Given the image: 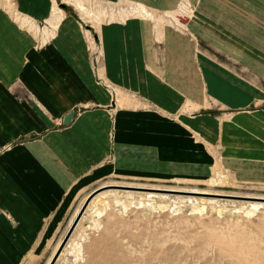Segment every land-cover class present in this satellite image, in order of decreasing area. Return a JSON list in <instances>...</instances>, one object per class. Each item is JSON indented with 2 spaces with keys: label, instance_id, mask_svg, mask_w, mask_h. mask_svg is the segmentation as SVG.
<instances>
[{
  "label": "rangeland",
  "instance_id": "rangeland-1",
  "mask_svg": "<svg viewBox=\"0 0 264 264\" xmlns=\"http://www.w3.org/2000/svg\"><path fill=\"white\" fill-rule=\"evenodd\" d=\"M15 1L0 0V10L11 9ZM140 1L152 16L129 14L123 19L120 9ZM140 1L86 4L90 14L95 11L92 15L71 3L68 10L57 5L67 10V18L83 16L77 24L88 34L95 74L117 105L159 108L181 120L198 115L201 122L189 132L192 143L205 149V158L195 175L152 163L148 173L120 172L101 184L140 183L221 195L158 190L151 193L156 200L179 204L180 209L132 206L121 211L111 206L96 229L85 227L89 214L74 233L77 239L85 234L81 258L71 260L65 251L67 256L55 264H264V206L248 214L249 203L241 202L257 199L228 196H264V0ZM41 25L36 34L45 39L48 27ZM177 44H183L182 52L180 46L175 51ZM154 46L165 49L169 70L183 71L177 83H167L166 73L155 71L149 52ZM112 55L120 68L135 64L138 73L143 65L162 84L151 85V90L139 89L147 82L136 87L108 82ZM192 77L198 78L196 83ZM204 205L202 211L192 210Z\"/></svg>",
  "mask_w": 264,
  "mask_h": 264
},
{
  "label": "crops",
  "instance_id": "crops-1",
  "mask_svg": "<svg viewBox=\"0 0 264 264\" xmlns=\"http://www.w3.org/2000/svg\"><path fill=\"white\" fill-rule=\"evenodd\" d=\"M61 2L70 4L16 0L11 9L0 10V264H48L77 208L107 178L148 173L152 163L195 175L205 158L189 132L201 122L198 115L181 120L159 108L117 105L95 74L88 34L77 24L83 16L67 18ZM15 11L40 27L46 22L50 35L43 39L21 26ZM178 46L182 52L183 44L175 51ZM149 52L155 71L177 83L183 71L169 70L165 49L154 46ZM115 63L112 55L108 82L135 87L147 82L139 89L151 90L162 84L143 65L138 74L135 64ZM71 111L75 115L65 124Z\"/></svg>",
  "mask_w": 264,
  "mask_h": 264
},
{
  "label": "bare ground",
  "instance_id": "bare-ground-1",
  "mask_svg": "<svg viewBox=\"0 0 264 264\" xmlns=\"http://www.w3.org/2000/svg\"><path fill=\"white\" fill-rule=\"evenodd\" d=\"M66 1L71 3V4H74L75 7L83 13L90 14L89 12H91V11H89V9H88L89 7H87L84 0H66ZM129 7H130L129 9H128V7L126 9L124 7H122L120 9L121 10L120 12H124V14H125L123 19L129 14L140 15L142 17H151L152 16L151 13L147 10V7H145V5L141 2L133 3ZM90 10H91V8H90ZM93 11L94 10H92V14H93ZM15 13L17 15L16 18L22 24L21 26L26 25L29 29L33 30L34 33H39L40 26H38L35 22H32L28 17L19 15V13L17 11H15ZM62 13H63V11H62ZM101 13H102V11H101ZM92 14H90V15H92ZM122 15H123V13H122ZM93 16H92V18L95 19ZM99 18L100 17H98V19ZM57 24H58L57 19L55 21L50 22V26L52 28L53 27L55 28L57 26ZM45 31H46V33L44 34L45 35L44 38H46L49 35L50 30L46 29ZM102 185H107V186H104V187H106V189L101 191L96 197H94L92 199V201L88 205L86 212L83 214V216L81 218L83 220L85 217H87L90 214V218H88L85 222V227H90V228H95V229L99 228V226L101 225L100 224V218L105 214L106 210L111 206H114V207L119 206L121 211H125L132 206L145 207V208L150 206V209L170 207L176 211L180 209V207L178 206L179 204L176 205V203L172 204L171 202L170 203H162L164 201V199H161V201L156 200L155 195L151 194V193L157 192L158 190H162V191L165 190V191L178 192V193L184 192V193H197V194H207V195H221L219 192L206 191L204 189L203 190H201V189L195 190L193 188L186 189V188H176V187L146 186V185H143L140 183L139 184H137V183H135V184H130V183L126 184L125 183V184H123V183H111L110 182V183H104ZM117 185H120V186H117ZM127 188H129V189H127ZM136 189L137 190L141 189V192L137 191ZM195 191H197V192H195ZM223 196H225V195H223ZM228 196L234 197V198L257 199V200H248L247 199V201L241 202V203H249L250 207L248 206L249 207V209L247 211L248 214L255 213L257 211V209H259V208H257L258 206H260V205L264 206V204H262L263 200H264V196H256V195H249L248 196V195H241V194H233V195H228ZM183 198H185V197H183ZM82 204L77 208L75 215H74V219L77 216L80 208L82 207ZM204 208H205V205L201 206V207L193 206L192 210L202 211V210H204ZM74 219H73V221H74ZM76 229H77V227L73 230V232L70 235V237L68 238L66 244L64 245L61 252L59 253L60 255H59L58 259L62 255L63 251H67V253H70V255L72 256L71 260H74V259L77 260V258H79L81 256V254H82V243H83V239L85 238V234L81 233L80 237L78 239L75 238L74 233H75ZM85 231H86V229H85ZM64 237H63V239H64ZM63 239L59 243L55 253L59 249L61 243L63 242ZM55 253H54V255H55ZM54 255L52 256V259H53ZM52 259H50L48 261V264L51 263Z\"/></svg>",
  "mask_w": 264,
  "mask_h": 264
},
{
  "label": "water",
  "instance_id": "water-1",
  "mask_svg": "<svg viewBox=\"0 0 264 264\" xmlns=\"http://www.w3.org/2000/svg\"><path fill=\"white\" fill-rule=\"evenodd\" d=\"M60 6L65 8V9H69V5L65 2H61ZM75 115V111H71L69 113H67L64 117V123L67 124L71 121V119L73 118V116ZM107 185H100L97 188H95L86 198V200L84 201L82 207L80 208L77 216L75 217L73 223L71 224L70 228L68 229L67 233L65 234V237L63 239V242L61 243L59 249L57 250V252L55 253L52 261L50 264H55V262L57 261L58 257H59V253L61 252L62 248L64 247V245L66 244L68 238L70 237V235L72 234L73 230L77 227L79 221L81 220L83 214L86 212L89 203L92 201V199L94 197H96L101 191L105 190ZM120 186V185H117Z\"/></svg>",
  "mask_w": 264,
  "mask_h": 264
}]
</instances>
